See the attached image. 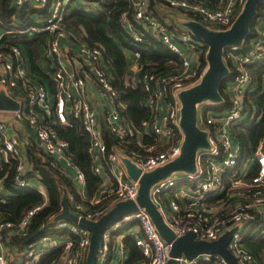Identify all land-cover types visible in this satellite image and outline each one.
Wrapping results in <instances>:
<instances>
[{"label": "built area", "instance_id": "obj_1", "mask_svg": "<svg viewBox=\"0 0 264 264\" xmlns=\"http://www.w3.org/2000/svg\"><path fill=\"white\" fill-rule=\"evenodd\" d=\"M85 1L86 6L83 7L96 9L104 0ZM162 1L171 7L182 8L190 14L189 19L198 20L215 30L230 27L246 2L221 0L210 5L206 0ZM12 2L16 7L28 2L39 8L49 6L42 24L32 25L24 30L6 28L0 34V89H4L20 103L17 110L0 109V162H8L10 157L17 160L13 186L37 188L47 199L43 183L38 186L30 182L32 175L39 176L31 173L33 168L28 157V145L31 141L25 139L24 130L19 126L24 119L35 134L39 153L44 155L53 168L64 171L77 184L80 197L70 193L68 199L72 211L79 217L96 220L119 200L136 201L139 180L131 177L123 160L131 159L142 172H146L180 155L184 133L180 126L179 94L181 90L198 83L207 70L208 62L202 64L200 60L204 44L196 41L183 23L181 26L170 24L156 16L150 0H127L133 7V17L125 11L121 14L120 21L134 42L143 40L142 31L151 33L180 57L181 68L169 75L151 71L139 63V51L133 52L135 67L134 71L127 74V79L130 76L128 81L132 85L140 82L148 93L143 102L153 110L154 117L151 121H144L143 126L152 131L157 140L143 143L141 152L126 151L123 141L136 133L135 126L121 114L119 90L107 72V61L102 48L88 44L73 30L68 29L65 16L73 0ZM258 26L257 34L251 39V46L245 52L237 53L242 45H235L225 54L237 66L231 86V106L216 113L204 104L200 111L198 124L207 132L209 147L197 151L195 172L173 173L152 185L150 191L153 201L175 236L192 231L197 238L213 240L226 230L236 228L228 247L242 264H261L247 247L246 236L264 238V151L258 146L250 156L243 159V147L234 141L231 133L235 123L247 117L253 120L258 118L257 109L245 98L249 82L245 64L264 56V10ZM16 31L47 32L44 50L56 62L52 76L55 85L52 92L54 102L50 101V90L46 84L31 72L24 49L3 39L9 32ZM90 85L108 103L102 118L92 104ZM69 115L80 119L90 137L89 152L93 172L101 178L96 193L92 195L84 192L86 176L70 157L69 141L61 137L56 129L57 124L67 123ZM104 127L115 135L117 140L114 145L108 144ZM184 180L194 182L185 185ZM248 186L255 187L250 190ZM0 192H4L1 178ZM211 196H217L215 202H208ZM105 199V205L93 207ZM40 208L41 205H36L26 212L16 227L21 235L26 234L25 228L30 218ZM124 226H127V231L122 230ZM10 228H14L12 222L0 217V246ZM49 228L58 233L59 237L63 232H68L67 240L53 246L52 237L47 233L32 242L22 259L16 262L11 261L1 247L0 264H38L43 254L56 247H61L62 252L51 264L86 263L91 241V231L88 228L65 219L53 222ZM125 234L133 237L140 252V256L131 263L127 260L128 249L125 236L123 237ZM115 236L123 237L118 241L120 248L113 243ZM172 245V242L161 237L147 210L139 206L138 210L126 213L103 231L94 264H167L172 258ZM176 258L178 264H228L218 253L204 252L193 257L182 254Z\"/></svg>", "mask_w": 264, "mask_h": 264}, {"label": "trees", "instance_id": "obj_2", "mask_svg": "<svg viewBox=\"0 0 264 264\" xmlns=\"http://www.w3.org/2000/svg\"><path fill=\"white\" fill-rule=\"evenodd\" d=\"M212 5L221 0H206ZM154 14L160 19L167 21V16L161 11L172 10L175 13H183L190 18V14L179 7H171L162 0H150ZM264 10V1L260 3L258 15L254 18L250 31L241 47V52L246 51L251 46V39L256 35V28L259 24L260 16ZM127 11L133 17V7L127 0H104L96 9H88L81 6H73L67 9L65 22L68 29L73 30L82 40L93 46H99L103 50V55L107 61V72L119 92V99L122 101L120 106L121 114L130 124H133L136 133L126 138L123 145L126 151H143V143H153L157 140L155 134L144 128V121H151L154 112L143 102L148 97V93L143 89L140 82L136 85L127 83L126 74L129 69L127 51L132 53L139 51V63L146 69L169 75L181 68L180 57L170 50L157 37L147 31L143 32V40L134 42L131 35L121 24L120 17ZM49 12V6L39 8L31 2L25 3L21 7H16L12 0H0V27L8 29H26L32 25L39 24L41 19ZM171 16L168 23H176ZM188 20V19H187ZM48 34L45 31H16L9 32L3 38L6 42L18 44L24 49L30 60L31 72L44 84L49 85L54 91L55 85L52 78L55 71L56 62L53 58L46 55L44 50L47 43ZM200 60L202 64L206 61L207 46H202ZM44 51V53H43ZM240 51V50H239ZM238 52V51H237ZM43 61L42 68L38 62ZM229 73L222 80L219 91L222 100L206 102L208 108L216 113L223 112L231 106L232 100L227 92L228 83L233 81L237 72L230 57H226ZM245 68L249 74L245 98L249 100L257 109L258 118L244 123L237 122L232 127V136L235 142H239L243 147V159L250 156L252 151L261 146L264 151V90L262 83L264 79V56L257 61L246 63ZM48 87V86H47ZM58 134L67 139L70 143L69 153L72 160L84 171L86 176V187L89 195L95 193L101 183V178L93 172V162L90 148L89 134L84 130L79 118L68 116V121L64 125L57 124ZM138 131V132H137ZM105 138L109 145L116 142L115 135L111 134L104 127ZM36 145V141H34ZM37 148V151H36ZM161 148V147H160ZM38 147L32 146L28 149V157L32 164V174H38L43 183L47 199L43 193L34 187H14L17 160L10 157L8 162H0V178L3 180L4 192H0V217L11 221L14 228L7 232L6 239L18 248H27L32 242L40 239L50 231V226L54 222V217L62 209V196L74 193L80 197L79 189L73 178L64 171L53 168L42 153L38 154ZM251 173L247 176L250 179ZM255 186H248L250 190ZM5 190H8L5 193ZM224 196V195H223ZM217 196H211L210 202H215ZM221 198V197H220ZM107 200L96 203L93 207L105 205ZM41 208L30 218L25 228V235H21L16 229L26 212L36 206ZM126 244L130 245L134 257H139L140 253L135 246L131 236L125 237ZM245 242L249 250L255 255L259 263L264 264V238L253 239L246 236ZM62 252L61 247H56L49 253L41 256L38 264H51Z\"/></svg>", "mask_w": 264, "mask_h": 264}, {"label": "water", "instance_id": "obj_3", "mask_svg": "<svg viewBox=\"0 0 264 264\" xmlns=\"http://www.w3.org/2000/svg\"><path fill=\"white\" fill-rule=\"evenodd\" d=\"M264 0H246L243 9L230 27L223 30H215L207 27L198 20H184L183 25L190 29L193 38L207 46L206 59L207 70L201 80L180 91L181 101L180 126L184 133L180 155L166 164L153 170L142 172L136 163L129 158H124V164L132 178L139 180V193L136 201L124 199L117 201L107 209L98 219L91 220L79 217L72 211L66 193L62 196V209L55 215L54 223L65 219L78 223L91 231V241L85 264H94L100 246L103 231L114 221L130 211L144 207L150 214L161 237L172 242V258L167 264H178L176 257L182 254L193 257L198 253H218L228 264H242L228 247L229 240L236 228L228 229L218 238L206 240L197 238L192 231L175 236L172 228L164 220L161 211L151 197V187L176 172H195L196 157L199 149L209 147L207 132L198 124L199 106L206 101L219 102L222 96L219 91L220 84L229 73L225 54L235 45H242L248 35L254 18L258 15L260 3ZM20 103L8 95L4 89L0 90V109L17 110Z\"/></svg>", "mask_w": 264, "mask_h": 264}, {"label": "crops", "instance_id": "obj_4", "mask_svg": "<svg viewBox=\"0 0 264 264\" xmlns=\"http://www.w3.org/2000/svg\"><path fill=\"white\" fill-rule=\"evenodd\" d=\"M48 6V5H47ZM46 6V7H47ZM44 8V7H43ZM162 13H164L165 14V16H167V21L168 20H170L169 18L171 17V16H173L174 18H173V20H174V22H176V24L177 25H179V26H181V24L184 22V20H187V19H189V17H185V15L183 14V13H175V12H173L172 10H165V11H161ZM170 24H172L171 22H170ZM258 28H259V26L257 25V28H256V34H257V30H258ZM248 49V48H247ZM246 49V50H247ZM240 50V51H239ZM239 50H238V52L237 53H239V52H241V47L239 48ZM245 52V51H244ZM43 53H44V51H43ZM127 58H128V62H130V65H129V69H128V72H127V74L131 71H134V63H135V57H134V55H133V53L131 52V51H127ZM27 55V54H26ZM28 61L30 62V60H29V58H28ZM232 62H233V64L236 66V64H235V61L234 60H232ZM30 64V63H29ZM38 64H39V66L42 68L43 66H45L44 65V63H43V61H39L38 62ZM31 67V66H30ZM126 74V81H127V83L129 82L130 83V81H128L129 80V77H128V79H127V75ZM232 83H233V81L231 80V82H229L228 83V86H227V92L230 94V99H231V97L233 96V92H232V88H231V86H232ZM48 86V88H49V98H50V101L51 102H54V100H55V97L53 96V93H52V91H51V89H50V86L49 85H47ZM262 88H263V90H264V79H263V83H262ZM1 90V89H0ZM90 93H91V101H92V104L98 109V111H99V114H100V118H102V116H103V114H104V110L106 109V104H108L107 102H106V100L97 92V90L95 89V87L93 86V85H90ZM255 107V106H254ZM256 108V107H255ZM227 110V109H226ZM11 113L9 114V116L11 117ZM251 120H253L252 118H245V119H243L242 121H240V123H244V122H247V121H251ZM21 124L19 125L23 130H24V135L26 136V140H28V142H30L31 141V143L28 145V149L30 148V147H32V146H35V147H37V145L34 143V141H36V143H37V139L35 138V134H34V132L28 127V125H27V123H26V121L23 119L22 120V122H20ZM27 145V144H26ZM36 151H37V148H36ZM39 152V151H38ZM38 154H40V153H38ZM31 173H32V170H31ZM36 176H39L37 173L35 174ZM225 176H226V174H225ZM31 179H30V182L32 183V184H35V185H38V186H40L41 185V181L39 180V178L38 177H34L33 175L30 177ZM185 181V180H184ZM189 182H191V181H189ZM5 192L7 193L8 192V190H5ZM84 192L86 193V194H88V191H87V187L85 186V188H84ZM95 193H96V191H95ZM211 200H209V202H210ZM127 237V236H131V235H123V237ZM123 237L122 238H118L117 236H115L114 238H113V243H114V245L117 247V248H120L119 247V245H120V242H118L120 239H123ZM125 237H124V241H125ZM132 237V236H131ZM250 237H252L253 239H257V236H250ZM133 238V237H132ZM262 238V237H261ZM125 243H126V241H125ZM136 246V245H135ZM1 247L4 249V251H5V253H6V255L8 256V258L11 260V261H13V262H16V261H19L20 259H22V257H23V254H24V252H25V248L23 249V248H18L17 246H15L14 244H12L11 242H9V240H8V238L6 239H4V242L2 243V246H0V250H1ZM127 249H128V257H127V260H128V263H131V262H134L135 261V259H137L138 257H134V253H133V251L131 250V248H130V245H128L127 244ZM139 250V249H138ZM140 253V252H139ZM140 256V255H139Z\"/></svg>", "mask_w": 264, "mask_h": 264}, {"label": "rangeland", "instance_id": "obj_5", "mask_svg": "<svg viewBox=\"0 0 264 264\" xmlns=\"http://www.w3.org/2000/svg\"><path fill=\"white\" fill-rule=\"evenodd\" d=\"M73 6H86V1L85 0H73ZM44 22V19H41V21L39 22V24H42ZM5 27H0V34H3L4 33V31H5ZM226 57V56H225ZM206 102H209V101H206ZM205 102V103H206ZM205 105H204V103L202 104V105H200L199 106V111H198V116L201 114V109H203V107H204ZM209 109V108H208ZM202 118V117H201ZM201 120V119H200ZM194 181L193 180H191V182H188V181H183V183L185 184V185H187V184H192ZM134 228V227H133ZM122 230H125V231H127V226H124L123 228H122ZM48 235H50L52 238V245L53 246H55V245H58V244H63L66 240H67V238H68V232H63L62 233V236L61 237H59V235H58V233H56V232H54L53 230H50L49 232H48ZM55 239V241H53Z\"/></svg>", "mask_w": 264, "mask_h": 264}]
</instances>
